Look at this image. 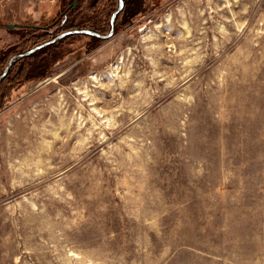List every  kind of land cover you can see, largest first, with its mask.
Listing matches in <instances>:
<instances>
[{"label": "rangeland", "instance_id": "1", "mask_svg": "<svg viewBox=\"0 0 264 264\" xmlns=\"http://www.w3.org/2000/svg\"><path fill=\"white\" fill-rule=\"evenodd\" d=\"M124 17L3 90L0 264H264V0Z\"/></svg>", "mask_w": 264, "mask_h": 264}, {"label": "trees", "instance_id": "2", "mask_svg": "<svg viewBox=\"0 0 264 264\" xmlns=\"http://www.w3.org/2000/svg\"><path fill=\"white\" fill-rule=\"evenodd\" d=\"M73 2L74 0L69 2L62 0L59 14L52 21L47 23L39 22L43 26L20 25L17 28L19 30V38L1 48L0 74L13 55L29 50L35 45L43 43L68 29L92 28L102 33L107 32L111 15L119 5L118 0H77L75 6ZM124 2V7L116 16V28L119 18L123 16H125L124 22L121 25L129 23L130 14L137 4V0H124ZM78 34L80 33L68 34L30 54L16 58L0 82V103H2L1 99L5 97L2 93L3 90L13 89V87L23 85L26 81L42 76L54 59H58V56L62 54L61 48L63 44L69 38ZM83 34L90 36L89 43H94L101 39L96 35Z\"/></svg>", "mask_w": 264, "mask_h": 264}, {"label": "crops", "instance_id": "3", "mask_svg": "<svg viewBox=\"0 0 264 264\" xmlns=\"http://www.w3.org/2000/svg\"><path fill=\"white\" fill-rule=\"evenodd\" d=\"M62 0H0V32L8 23H35L54 19Z\"/></svg>", "mask_w": 264, "mask_h": 264}, {"label": "water", "instance_id": "4", "mask_svg": "<svg viewBox=\"0 0 264 264\" xmlns=\"http://www.w3.org/2000/svg\"><path fill=\"white\" fill-rule=\"evenodd\" d=\"M74 4H76V1L74 2ZM124 5V0H119V5H118V8L112 13V16H111V28L110 30L107 32V33H102V32H99V31H96V30H93V29H89V28H74V29H70V30H67V31H64L60 34H58L57 36L43 42V43H40V44H37L36 46L32 47L31 49L29 50H26V51H23V52H19L15 55H13L7 66L5 67V69L3 70V72L0 74V82L1 80L3 79V77L7 74L10 66L12 65V63L14 62V60L20 56H24V55H27V54H30L54 41H57L58 39L68 35V34H71V33H88V34H92V35H96L98 37H101V38H110L111 36H113L114 34V31H115V20H116V16H117V13L122 9ZM19 25H30V26H34V27H38V26H43V25H40V24H35V23H20V22H11V23H8L7 24V27L8 28H13L15 26H19Z\"/></svg>", "mask_w": 264, "mask_h": 264}]
</instances>
